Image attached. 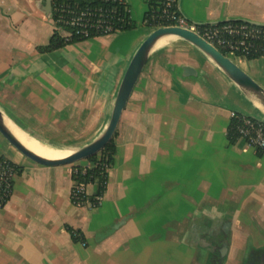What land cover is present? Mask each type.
Here are the masks:
<instances>
[{
  "label": "crops",
  "instance_id": "crops-1",
  "mask_svg": "<svg viewBox=\"0 0 264 264\" xmlns=\"http://www.w3.org/2000/svg\"><path fill=\"white\" fill-rule=\"evenodd\" d=\"M126 1L131 21L139 10L144 23L147 3ZM45 3L0 0V109L41 142L51 134L89 135L91 142L104 131L145 35L121 31L39 52L54 32ZM180 7L196 24H264V0H180ZM184 42L150 53L113 136L115 154L99 205L71 202L72 165L35 163L0 134V159L16 167L0 207V264L264 259V252H255L264 249V155L228 136L232 112L264 120V111ZM236 57L264 89V56ZM185 65L196 73L186 75ZM86 190L93 196L96 182Z\"/></svg>",
  "mask_w": 264,
  "mask_h": 264
},
{
  "label": "built area",
  "instance_id": "built-area-1",
  "mask_svg": "<svg viewBox=\"0 0 264 264\" xmlns=\"http://www.w3.org/2000/svg\"><path fill=\"white\" fill-rule=\"evenodd\" d=\"M149 18L144 24L152 29L162 26H178L199 33L226 56H264V25L250 21L228 20L203 25L193 23L181 12L180 0H144ZM54 26L66 44L106 36L123 31L131 25L130 8L126 0H51L49 12ZM235 121L234 139H243L247 145L264 155V120L252 116L231 113ZM97 161L87 165H73L74 173L81 168L86 174L99 166ZM108 164H102L108 177ZM15 165L8 159H0V207L8 200L12 190ZM73 172V171H72ZM89 181H73L70 199L74 205L95 207L101 203L102 194L90 196L86 187ZM107 180L103 182L106 185ZM97 185V183H96Z\"/></svg>",
  "mask_w": 264,
  "mask_h": 264
},
{
  "label": "water",
  "instance_id": "water-1",
  "mask_svg": "<svg viewBox=\"0 0 264 264\" xmlns=\"http://www.w3.org/2000/svg\"><path fill=\"white\" fill-rule=\"evenodd\" d=\"M45 8L47 12H50L51 0H46ZM164 35H175L178 38H181L197 47L199 50L205 53L235 85H237L244 93L256 98L264 108V89L248 73L241 69L231 58L226 56L222 51H220L207 39L195 31L178 26H162L151 30L136 48L121 79L117 94L114 99L109 121L104 131L91 142L62 158L48 159L42 157L25 147L13 135V133L5 125V114L0 109L1 136L22 155L41 165H70L98 154L113 139L121 118L122 111L128 102V99L140 76L141 71L147 63L148 57L152 52V48L157 39ZM183 71L186 75H194L196 73L195 69L188 65L183 66ZM225 248L226 246L223 247V249Z\"/></svg>",
  "mask_w": 264,
  "mask_h": 264
},
{
  "label": "trees",
  "instance_id": "trees-1",
  "mask_svg": "<svg viewBox=\"0 0 264 264\" xmlns=\"http://www.w3.org/2000/svg\"><path fill=\"white\" fill-rule=\"evenodd\" d=\"M149 18V12H145L144 13V21L146 19ZM208 23H204V24H199L200 27H202L203 25H207ZM131 25H128L124 30L130 29ZM77 40H73V42H76ZM71 42V43H73ZM64 45H66V43L64 42L63 38L61 37V35L58 32H53V34L51 35L50 39H49V43L45 46H41L38 47V51L39 52H50L53 50H56L58 48L63 47ZM253 57H257V56H253ZM252 56H249L247 58H253ZM234 125H235V121L231 120L229 127H228V136L230 137V139H234V136L232 135L234 133ZM115 142L112 139L98 154L89 157L87 160L88 161H97L98 158L99 161V166L96 168H91L87 171L86 174H82L81 172V168L78 167V171L76 173H74V169L72 168V178L73 181H89V182H96L97 183V194H102L105 190L106 185L103 184L104 181L107 180L106 175L103 172V168H102V164H108L109 166L112 163L113 160V156L115 154ZM75 166L77 167V165L75 164ZM255 252L257 253H261L264 252V249H257L255 250ZM209 264H218L217 262H213V261H209Z\"/></svg>",
  "mask_w": 264,
  "mask_h": 264
},
{
  "label": "bare ground",
  "instance_id": "bare-ground-1",
  "mask_svg": "<svg viewBox=\"0 0 264 264\" xmlns=\"http://www.w3.org/2000/svg\"><path fill=\"white\" fill-rule=\"evenodd\" d=\"M178 38L175 35H164L161 36L159 39H157V41L155 42L152 51L162 48L169 45L171 43V41H173L174 39ZM256 105L258 107H260L263 111L264 108L263 106L260 104V102L256 99L253 98ZM4 122L5 125L7 126V128L13 133V135L28 149H30L31 151H33L34 153L48 158V159H58V158H62L65 157L73 152H75L76 150L74 149H70V148H56V147H52L49 144H46L44 142H41L40 140H37L36 138L28 135V133L24 132L23 130H21L19 127H17L10 119H8L7 117L4 116ZM78 150V149H77Z\"/></svg>",
  "mask_w": 264,
  "mask_h": 264
},
{
  "label": "rangeland",
  "instance_id": "rangeland-1",
  "mask_svg": "<svg viewBox=\"0 0 264 264\" xmlns=\"http://www.w3.org/2000/svg\"><path fill=\"white\" fill-rule=\"evenodd\" d=\"M137 11L138 12L134 14L133 20L131 21V26H132L131 29H127V30H123V31H127V32L128 31H132V32L138 31L139 33H143V35H145V37H146V35L153 29L149 25H146L142 22L139 10H137ZM184 41L185 40H183L181 38H176L173 41H171V43L167 46H174L176 42L185 43ZM232 59L237 61L236 56H232ZM47 136L48 137H46V139H49L50 137L53 139V140L51 139V141H49V142L45 141L49 145L56 147V148H70V149H74V150H77V149L81 148L82 146H84L85 144H87L89 142V139H90V137H88L89 135H83V134L82 135H77V134H65V135L51 134V135H47ZM81 161H84V160H81ZM78 163H80V161L75 162L74 164H70V165L73 166V165L78 164Z\"/></svg>",
  "mask_w": 264,
  "mask_h": 264
},
{
  "label": "flooded vegetation",
  "instance_id": "flooded-vegetation-1",
  "mask_svg": "<svg viewBox=\"0 0 264 264\" xmlns=\"http://www.w3.org/2000/svg\"><path fill=\"white\" fill-rule=\"evenodd\" d=\"M255 264V262H253ZM252 262H249V264H253ZM258 264H264V259H260V261L258 262Z\"/></svg>",
  "mask_w": 264,
  "mask_h": 264
}]
</instances>
